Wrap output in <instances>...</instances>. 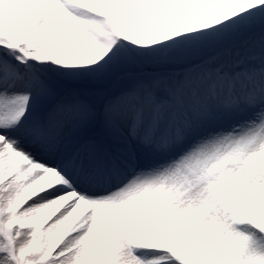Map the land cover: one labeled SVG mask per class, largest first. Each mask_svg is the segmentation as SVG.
Instances as JSON below:
<instances>
[{"label": "snow or ice", "instance_id": "snow-or-ice-1", "mask_svg": "<svg viewBox=\"0 0 264 264\" xmlns=\"http://www.w3.org/2000/svg\"><path fill=\"white\" fill-rule=\"evenodd\" d=\"M0 264H264V0H0Z\"/></svg>", "mask_w": 264, "mask_h": 264}]
</instances>
